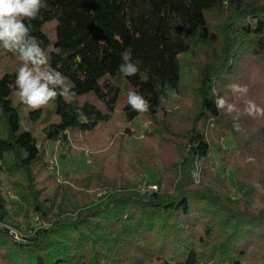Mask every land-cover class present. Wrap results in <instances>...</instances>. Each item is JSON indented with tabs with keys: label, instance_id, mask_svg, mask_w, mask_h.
Masks as SVG:
<instances>
[{
	"label": "trees",
	"instance_id": "trees-1",
	"mask_svg": "<svg viewBox=\"0 0 264 264\" xmlns=\"http://www.w3.org/2000/svg\"><path fill=\"white\" fill-rule=\"evenodd\" d=\"M41 2L46 7L31 21L29 37L46 50L50 67L67 77L49 87L58 94L68 87L75 96H57L32 110L16 100L18 69L0 75V162L9 159L10 173L25 176L18 200L52 221L32 226L24 242L0 227V264H241L235 257L243 255L264 264V115L246 111L250 103L264 109V0ZM125 53L130 61L122 59ZM128 62L138 63L136 75L119 71ZM234 84L242 91L247 86L242 101L235 99ZM129 91L144 97L147 112L127 102ZM170 101L179 106L175 116L167 112ZM138 119L150 125L132 153L134 177L121 181L125 134ZM229 132L232 147L222 143ZM72 133L96 147L92 157L107 164H96L78 188L69 185L65 192L76 208L93 203L99 191L110 196L69 218L67 202L55 210L63 183H56L55 197L36 180L41 171L54 176L48 142L71 143ZM104 134L113 142L105 153ZM158 164L164 188L139 193L138 176ZM224 168L249 187L242 197H231ZM8 214L0 192V220Z\"/></svg>",
	"mask_w": 264,
	"mask_h": 264
},
{
	"label": "rangeland",
	"instance_id": "rangeland-1",
	"mask_svg": "<svg viewBox=\"0 0 264 264\" xmlns=\"http://www.w3.org/2000/svg\"><path fill=\"white\" fill-rule=\"evenodd\" d=\"M47 30L50 33L51 36L54 35V24L50 23L47 25ZM4 41H0V75L2 72L6 70H13V69H19L22 65V61L18 59L16 55H14L11 52H8L3 49ZM18 54V52H17ZM185 59L192 58L193 56H183ZM183 58V59H184ZM184 59V61H185ZM30 67H34V65H31L29 62ZM186 78H184V83H186ZM237 85V84H234ZM122 86L124 90H127V86L122 83ZM240 88V87H239ZM233 91V89H232ZM176 94L175 90H172L169 93V96L174 97ZM233 94L235 96V99L237 101H242L245 98L244 92L241 90L233 91ZM19 97H16V100H18ZM172 104L167 108L168 114L171 116H175L177 111L179 110V106L175 103L170 101ZM28 108L23 106V112H27ZM150 125L149 121H142L140 119L133 121L130 124V132H126V136L124 138V144L123 148L125 149V166L127 167V171L122 176V180L127 178H133L134 173L131 168L132 165V153L138 149L143 141V131L145 129H148ZM120 126V134L125 133L124 126L119 123ZM0 126V134L4 133L3 129ZM37 135L39 139H43V133L41 132V125L37 127ZM154 132L158 135L160 131L158 129H155ZM104 138L101 140H105V142L102 143V145H105L104 148L101 149V151L108 152L110 146H112L113 142L108 141L109 136L107 134H104ZM71 143L66 142H60V141H51L48 142V153L51 160V172H53L54 176L51 178L49 176V172L41 171L38 175L36 182L38 181L40 184V187L46 186V193L48 195H56V183H63L64 188L61 191H64L61 195L60 202L58 201L55 207V210H62L63 202H67V216L69 218L76 217L77 211H86L92 207H94L96 204L99 203H105L110 195H106L107 193L98 192L97 196L92 197L93 203L83 207V208H76L75 200L73 196H68V194L65 192L66 187L69 185L75 188H78L80 186L79 179L81 177H84L85 175H88L91 171H93V168L96 164H102L106 165L107 162L102 160H95L94 157H92V152L96 151L97 148L93 147L90 143L83 142L80 136L77 135V133H72L71 135ZM82 140V141H81ZM100 141V142H101ZM222 143L226 147H232L234 144V138L232 134L229 132L227 135L222 139ZM101 144V143H100ZM99 145V146H102ZM213 155L217 159L218 166H221L219 155L213 150ZM109 161V160H108ZM9 159L6 158V162L2 161L0 162V192L4 196L6 203L8 204V211L9 214L7 215L6 219L0 220V227H4L9 231V234H11L10 230L17 231L20 234L21 241L24 242L26 240V236L29 235L33 231L32 226L34 227H42V226H49V223L45 219H42L41 217H38V221L42 222V225H38L36 223L37 221L34 220V218H37L38 215H33V213L29 212L26 208V205L22 203L19 200H14L9 196V193L12 192L14 194H17L20 196L21 189L18 188V183L20 181L24 180V175L22 172H12L10 173L9 168ZM41 165L38 166L40 168ZM100 171V168H98ZM163 168L161 165L156 166H145V171L143 174H140L137 178L139 182V186L137 188V191L141 194H148L152 191H159L163 189V186H160L158 183L159 178L162 176ZM224 175L226 176L228 183L230 185V195L232 198H239L242 197L245 193L249 191V187L247 185L239 186L236 182L234 172L231 168H224L223 170ZM37 182V183H38ZM154 185L156 184L158 186L155 190L146 189L145 186L148 187V185ZM110 192V191H109ZM59 193V192H58ZM92 193V191L90 192ZM93 195V194H92ZM56 197V196H55ZM20 198V197H19ZM12 235V234H11ZM13 236V235H12ZM14 237V236H13ZM235 257V256H234ZM239 258L241 261V264H254V260L250 257V255H243L241 257H235ZM233 259V258H232ZM216 261L217 259H212ZM209 261L207 264H216L214 261ZM232 260L223 262L221 264H233L230 263ZM170 262L164 261V260H157L156 262H144L143 264H169ZM121 264H133V261L131 259L126 260L122 262Z\"/></svg>",
	"mask_w": 264,
	"mask_h": 264
},
{
	"label": "clouds",
	"instance_id": "clouds-1",
	"mask_svg": "<svg viewBox=\"0 0 264 264\" xmlns=\"http://www.w3.org/2000/svg\"><path fill=\"white\" fill-rule=\"evenodd\" d=\"M43 7L46 5L41 0H0V41H4V50L13 53L23 62L17 72L15 83L19 86V90L15 95L32 110H39L57 96H63L66 100H71L75 96V93L69 96L68 87H64L59 94L49 87V85H63L67 77L50 67L46 50H42L37 45L35 36L29 37L30 31L33 30L31 21L41 18L40 10ZM122 59L126 62L130 61V56L125 53ZM29 62L34 67H30ZM139 70L138 63L128 62L119 66V71L124 76H134ZM10 87L12 84L9 85ZM230 87L233 91L240 90L238 85H230ZM243 91H247L246 85ZM127 102L140 113L148 111V102L136 91H129ZM224 103L223 99L217 101L220 107H223ZM232 109L233 106L230 105L229 111L231 112ZM246 111L250 115H255L256 112L264 115V109H258L251 103Z\"/></svg>",
	"mask_w": 264,
	"mask_h": 264
},
{
	"label": "built area",
	"instance_id": "built-area-1",
	"mask_svg": "<svg viewBox=\"0 0 264 264\" xmlns=\"http://www.w3.org/2000/svg\"><path fill=\"white\" fill-rule=\"evenodd\" d=\"M158 188V186L156 185V184H150V185H148V187H146L145 186V190L146 189H150V190H155V189H157ZM9 196L12 198V199H14V200H18L19 199V197H18V195L17 194H14V193H12V192H10L9 193ZM34 220H36L37 222L36 223H38V225H42L41 223L42 222H40V221H38V216H37V218H34ZM1 224V223H0ZM37 227V226H36ZM10 232H11V234L18 240V241H21V238H20V234L17 232V231H14V230H10Z\"/></svg>",
	"mask_w": 264,
	"mask_h": 264
}]
</instances>
